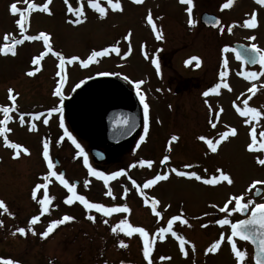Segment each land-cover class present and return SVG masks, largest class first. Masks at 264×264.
Segmentation results:
<instances>
[{"label": "rangeland", "instance_id": "obj_1", "mask_svg": "<svg viewBox=\"0 0 264 264\" xmlns=\"http://www.w3.org/2000/svg\"><path fill=\"white\" fill-rule=\"evenodd\" d=\"M13 2H16L20 8L27 6L24 0H0V46L5 43L3 38L6 33L12 34L17 39L21 38L15 23L19 17L10 12V5ZM32 2L43 4L45 0H32ZM98 2L107 9V14L101 17L98 12L89 7L87 0H83L85 18L76 17L67 12L64 0H51L49 4L51 14L38 10L31 13L26 34L36 35L39 32L50 34L53 52H60L66 59L72 56L87 59L92 50L112 46H118L119 53L110 52L104 57L97 58L87 67L82 66L79 61L66 63L61 75H57L60 71L59 59L53 53L44 56L39 66L31 63L35 56L45 51L41 40H25L23 44L16 46V55L0 53V104L11 106L8 89H13V94H19L16 101L17 110L10 114L13 119L7 125L16 132L11 127L16 123L19 127L17 128L18 136L13 134V138L8 137V139L12 142L18 140V143L28 148L30 152L29 156H24L22 152L23 155L19 160L11 161L9 152L0 150V156L4 160L3 164L0 163V199L5 201L9 210L6 213L0 209V221H2L0 258H11L19 264H123V258H126L129 252L125 251V247L120 246V241H123L127 249H132L134 255L136 257L138 255L142 261L140 240H132L119 231L117 233L111 231L112 226L121 219L127 218L129 221L132 219L136 223L145 224L148 227L150 239L153 238V234L156 237L154 225L156 217L151 214L149 207L144 208L143 200L138 197V190L132 184V180L140 184L145 179H151L153 175L152 167L140 166V158L148 156L149 150L154 148L151 152L154 153L151 155L153 156L151 161L157 153L164 152H169L170 156L177 161L186 160L187 153L174 148L171 151L167 150L164 137H169L173 132L172 129L169 130L173 124L171 122L175 123L173 127L176 130L195 127L201 133L207 127L208 104L212 106L211 112L216 114L220 113L219 109H223L224 115L219 116L224 124L223 127L235 124L234 118L229 119L227 114L231 112L232 115V111L237 112V107L243 108V100L249 96H251L248 101L249 106L256 107L264 113V76L255 78L253 82H245L243 80L245 76L240 73L247 72L245 70L247 68L243 69V66L236 64L231 57L227 60V68L221 67L223 62L221 49L225 45L230 46L232 41L255 43L260 49H264V4L257 3L259 5L257 7L253 0H233L231 7L223 8L227 0H194L192 18L197 23L193 26L188 24L187 7L179 5L178 0H143L140 4L135 3L134 0H120L123 11H113L107 4V0H98ZM113 2L115 3L116 0ZM69 3L74 8L79 6L78 0H69ZM149 11L154 23L159 26V32H162L161 41L155 40L156 30L153 31L152 26L147 23L146 17ZM203 12L217 14L229 22L224 24L226 31L229 28L232 29L224 36L226 41L224 37L220 38L218 35L221 32L220 29L204 30L199 22ZM252 13L256 14L257 19L255 29L243 26L244 21L250 19ZM74 19H80L81 22L72 23ZM129 32L131 37L126 40L125 37ZM252 36L256 39L250 40L249 37ZM193 56L200 58L199 66L196 61L191 64L185 63ZM153 59H158L160 63L159 72L152 63ZM37 67L40 70L34 76L27 75L29 71H34ZM221 71L228 73L225 80L231 91L219 89L215 97H203L207 85L214 87V84L225 78L219 76ZM262 71L264 68L261 65L254 70V72ZM102 72L109 75H100L99 73ZM174 73L191 77L185 84L182 82L179 88L183 91L189 87L190 91L184 95L180 94L177 96L180 97L178 99L169 92L175 89L176 81L170 78ZM61 76L65 77L62 86L63 129L60 126V113L49 114L52 108L60 106L61 98L53 95V92ZM141 80L144 83L141 84L139 92L144 95L145 102L149 105L148 122L151 121L153 127L156 125V133L153 134L154 137H151L152 140L147 147L135 149L134 139L140 127V111L142 110L143 114L144 111L133 82ZM102 83L120 87L130 95L131 112L125 144L117 139L113 142L115 146H118L114 155L97 162L90 150L98 147L111 153V137L83 127L77 121L74 107L92 88ZM77 84L80 86L76 87ZM253 84L256 88L253 92H249L248 89ZM205 101L208 103L206 104ZM35 113H42L39 120L32 119L31 114ZM21 114H24L23 125L19 122ZM1 116L0 114V118ZM44 119L48 120L46 128L40 127L44 124ZM192 120L195 122L191 123ZM32 123L36 125L34 131L30 130ZM65 128L84 149L92 168L94 163H98L102 170L100 172L106 176H109L112 170L123 171L125 174L109 179L107 184L104 180L91 175L88 167L78 159L76 155L78 152L72 148V141L65 135ZM45 140L49 142L53 162L58 163V168L55 167L57 172L61 169L70 183L74 184V181H77L76 192L85 194L90 201L105 203L109 207L127 204L131 210L130 213H116L107 217L95 216V221L90 220L88 216L92 215L91 211L88 213L78 204L65 203L67 196L71 194L65 191L66 188L55 177H52L47 191L49 196L55 199L49 204V211L41 215L42 206L38 200L42 198L44 189L37 193V200L32 199V191L37 183L44 182L42 177L49 171L42 155ZM235 141L236 138H231L226 144L229 146H224L221 151L215 153L219 155H213L214 160L211 162V166L222 169L231 176L233 183L224 182L222 185L227 193L239 192L242 188L247 190L256 176L259 180H264V168L257 170L254 157L235 144ZM3 146L1 144L0 147ZM120 146L121 151H119ZM153 164H156L155 159ZM153 164L155 168L153 169L156 170ZM215 174L218 173L215 172ZM171 186L176 187L173 189L176 192V189H188L189 185L182 179H173ZM162 187L165 191L162 188L157 190L161 198L159 201L162 202L159 204L161 211L168 215L169 213L179 214V207L172 206L168 209L166 205L171 201L173 203L183 201L189 212L196 213L195 215H199L204 220L209 219L208 212L211 216L213 211L220 214V208L225 203L222 196L227 195L226 193L224 195L222 191L211 192L212 190L208 191L197 186L192 187L189 193L179 191L180 194H171L174 196L171 199L166 194L171 187L169 188L166 184ZM109 189L114 199L106 195ZM125 190H127L126 195ZM190 193L192 196H189ZM209 204L215 205L216 210H209ZM34 215H40V221L32 225L30 230L29 221ZM64 215L72 216L74 219L57 226L47 238H42L40 233L47 229L50 222L61 219ZM104 220L108 223L105 224ZM19 227L26 229V235L16 232ZM14 232H16L15 235H13ZM186 232L192 237L188 230ZM209 235L211 234H207L206 237ZM169 253L171 252L165 251L164 256H168ZM150 259L152 264H158L152 252ZM172 261L170 264H178L176 259ZM144 264H148L147 259L144 260Z\"/></svg>", "mask_w": 264, "mask_h": 264}, {"label": "snow or ice", "instance_id": "obj_2", "mask_svg": "<svg viewBox=\"0 0 264 264\" xmlns=\"http://www.w3.org/2000/svg\"><path fill=\"white\" fill-rule=\"evenodd\" d=\"M65 4L67 5V12L72 13L76 17H85V12H84V3L83 0H78L79 6L74 8L71 3H69V0H64ZM135 3L140 4L143 2V0H134ZM181 3L188 5L186 8V12L188 14V24L189 25H195L197 22L192 18L193 14V8H194V0H180ZM24 3L27 5L25 8H20L18 7L16 2H13L10 5V12L13 15H18V19L15 21L16 25L18 26V29L21 33V38L17 39L15 36L12 34L6 33L4 35V41L5 43L0 46V53L3 54H8L11 53L12 55H16V46L21 45L24 43L25 40L27 41H37L41 40L43 41V44L45 46V51L41 52L39 55L35 56L31 63L33 65H40L41 60L46 56L48 53H53L58 59H59V69L60 71L57 73V75H61V73L64 71L65 64L66 63H72L75 61H79L80 64L84 67H87L91 62L96 61L97 58L99 57H104L108 55L110 52H116L119 53V47L118 46H112V47H105L101 50H92L90 55L87 57V59H80L77 56H72L70 58H65L60 52H53V46L50 42V34H47L45 32H39L36 35H27L28 31V26H29V18L32 12L34 11H42L48 14H51L49 4L51 3V0H45L43 4H38L35 2H32V0H24ZM87 3L89 7L94 9L96 12L100 14L101 17H104L107 14V9L103 6H101V3L98 2V0H87ZM257 3L259 4H264V0H257ZM107 4L110 6V8L113 11H123L122 4L120 3V0H116L114 3L113 0H107ZM233 4V0H227L226 3L223 4V8H229ZM86 18V17H85ZM147 23L152 26L153 31L156 30V24L153 21V17L151 15V12L149 11L147 17H146ZM72 23H80V19H74L71 21ZM212 23L219 24L218 20L211 21ZM245 27L248 28H256L257 27V19H256V14L252 13L251 18L248 20L244 21ZM231 28L228 29L229 32H231ZM223 31V29H221ZM131 37V32L128 33V35L125 37V39H130ZM162 32L157 31L156 32V39H162ZM250 40H255L256 38L254 36L249 37ZM10 42V43H9ZM224 52H229L230 49L228 47H225L223 49ZM231 51L236 53V59L238 60H243L245 64H256L257 60L259 61V64L261 65L262 68H264V50L260 49L255 43L251 44L249 48L247 49L248 55L247 57L244 56V54L240 53L239 51H236L235 49H231ZM193 61L197 62V66L200 64V58L193 56L189 58L188 60L185 61L186 64H191ZM152 63L155 65L156 70L159 72L160 70V63L158 59H153ZM228 61L227 59L224 60V67L227 68ZM39 67H37L34 71H29L27 75L29 76H34L37 71H39ZM100 75H109V73L102 72L99 73ZM226 71H221L219 73V76L221 78L227 76ZM240 75L245 76L247 79L252 80L254 78H257L259 76H264V71L262 72H254V71H247V72H241ZM125 79H128L125 77ZM65 82V77L61 76L60 81L58 82V86L55 88L53 95L60 97V106L59 107H54L50 110L51 112H58L60 113V126L63 128L64 127V118H63V111H64V104H63V92H62V86ZM83 83V81H81ZM137 91V94L140 96L141 103L143 104V111H144V132L147 134L148 132V119H149V105L145 102V97L143 94L139 92L141 84L144 83V81H136L133 82ZM80 85L77 84L76 87H79ZM223 87L225 89H228L231 91V88L228 83L222 82V83H216L214 87L209 88L207 91L203 92V96L207 97L210 95V93H216L218 94V90ZM256 88V85L253 84L250 89H248L249 92H253V90ZM14 90L13 89H8V98L11 101V106L3 105L0 104V114H2L3 119H0V137L3 138V142L5 146L14 149V154L13 158H18L21 153L23 152L24 154H30L29 149L26 147H23L21 144L12 142L11 140L8 139L7 133L11 132L12 130L7 127L8 123L13 119V117L10 115L14 111L17 110V97L18 93L13 94ZM254 94V93H253ZM243 95V94H241ZM251 99V96L243 100V108L237 107L236 110L239 112L241 116L244 117H250V119L245 120V123H251L252 120H259V118L264 115V113H261L259 109L256 107H250L248 104V101ZM207 104L208 102L205 101ZM235 104V101L233 102ZM209 110H212V106L208 104ZM223 109H219V112H222ZM42 113H35L31 114L33 120H39L41 117ZM219 113L216 114V119L218 120ZM19 122L21 125L25 123L24 120V114H21L19 116ZM44 124L48 123L47 119L43 120ZM120 123L127 124V120H121ZM209 123L212 128H216V122L214 120H209ZM30 130H36V125L35 123L31 124ZM131 130V129H130ZM65 135L71 139L72 143L76 146L77 149L80 151L77 153V156L83 155L84 156V164L88 167L89 173L91 175H94L102 180H104L105 184L108 183L109 179L115 178L120 175H124L123 171L121 172H113L111 173V176H106L102 172H98L96 169L92 168L91 165L89 164L87 154L84 152V149L81 147L79 143H77L76 138L72 136L70 132L65 128ZM235 136L237 135V129L235 127H230L227 131L219 133V139H216L215 141L211 138H208L204 135H201L198 137L201 141H204L207 145V147L211 150V152L215 153L217 151L218 145L221 143V141L226 140L229 136ZM259 137L260 139L258 140V135H257V130L256 127L253 126L250 129V143L247 144V150L248 151H255V152H264V130L259 132ZM63 139V137H61ZM141 141L145 139L144 136L140 137ZM178 139L177 136L173 135L169 141V147L168 150L171 151V143L173 141H176ZM43 159L47 162V168L49 171L47 172L46 175L42 177L43 183H37L32 191V199L37 200V193L41 191V189H44L42 193V198L38 200V203L42 206V212L41 215L44 213H47L49 211V204L54 197H50L48 194V185L51 182V178L55 177L56 180L62 184L67 191L71 194L68 195L65 203L67 204H72L74 201H79L86 209L88 210H95L98 213H101L103 216H111L113 213H130V208L128 207L127 204H123L120 206H106L103 203H98V202H91L89 201L84 195H80L76 192V185L73 183H70L69 180L65 178L64 173L62 172H57L55 170L56 165L54 164L51 156H50V151H49V142L47 140L44 141L43 143ZM256 162L264 166V158H261V156H257ZM170 160V157L168 155L163 156V159L161 161L162 164H167V162ZM140 166L147 165L148 167H151L153 164V161L151 160H141L139 161ZM135 166V165H133ZM185 168H190L191 165H185ZM218 175H212L209 178L202 177L197 174L195 171H182L178 170L176 168H171V172L175 173L178 176L182 177H194L197 180H203L205 184L208 185H216L220 181H226L228 184H232L233 180L229 174H227L224 170L222 169H217L216 170ZM131 179V178H130ZM168 179V173L165 172L163 174H157L153 178L148 179L143 186L137 184L135 180H132V184L136 186L137 190L140 192V195L144 197V203L146 205L149 204L150 202V207L152 213L156 217H161V211H158V205L160 204V201L155 198V197H148L146 196L145 192L143 189H148L152 186H154L157 182L166 180ZM256 185H264V180H254L252 181L251 188H255ZM127 190H125V195H126ZM257 194H260L259 191ZM106 195L113 197L112 191L109 189L106 193ZM244 200L243 195H234L232 196L222 208H220L221 212H227V213H232V212H241V213H247L251 212V215L246 218V219H241L236 222L230 221L227 216L223 219H218L215 222L219 225H230L231 227V235L228 237V241L231 244V250L235 254L237 258V264H243L247 252L242 251L237 248V245L235 241L232 239L233 237H239L242 240L246 241H251L252 243H258V252L256 254V264H264V203H255L252 200H248L247 202H242ZM234 206L229 209L228 205L233 204ZM254 204V206H252ZM252 206V207H250ZM0 209H2L4 212H9L8 207L5 203L4 200L0 199ZM11 215V213H9ZM74 217L69 216V215H64L61 219H56L52 220L47 227L45 231L40 233L42 238H47L50 233L53 232V230L67 222L73 220ZM88 219L95 221L96 217L89 215ZM40 221V215H34L31 217L29 221V229L31 230V226L35 225ZM175 221H180L181 223L188 225V220L183 219L182 215H173L168 221H167V226L166 227H160L158 229V234L159 238L161 240L164 239V234L165 233H171L172 236H174L178 241H179V247L182 252H184L185 255H187V252L184 251L185 249V244L190 243L187 241L183 236L178 235L175 231H173V223ZM105 224L108 223L107 220L103 221ZM0 224H2V221H0ZM190 226V225H189ZM207 225H202V227H206ZM111 231L113 233L123 232L127 236H132L134 233H139V235L143 238V255L144 257L148 260V264H152V260L150 259V253L153 250L154 244H155V234H153V238L150 239L149 237V232L144 228L140 226H133L127 218L121 219L118 223H116L114 226H112ZM16 232H18L21 235H26V229L24 227H19L16 229ZM16 232L13 233V235L16 234ZM33 234L35 235V231H33ZM225 239L224 235L221 234L220 238L214 241L208 248L207 252H216L217 249L220 247L221 242ZM120 246L121 247H127V245L123 242L120 241ZM192 248H195V245H192ZM161 259H165L164 257H161ZM0 264H19L18 261H15L11 258L4 259L0 258Z\"/></svg>", "mask_w": 264, "mask_h": 264}, {"label": "flooded vegetation", "instance_id": "obj_3", "mask_svg": "<svg viewBox=\"0 0 264 264\" xmlns=\"http://www.w3.org/2000/svg\"><path fill=\"white\" fill-rule=\"evenodd\" d=\"M235 1H237V0H235ZM253 3H255L257 5V7H259V5H258L259 3L257 4V0H253ZM178 4L181 6L188 7V5L181 3L180 0H178ZM203 13H201V15L199 17V22L201 23L204 30H219V29L221 30V29H223V31H221L222 33L219 32L220 34H218L220 36V38H221V36L224 37L228 33V31H226L227 28L224 27V24L229 23V22H226V20H223L222 17L219 16V18L221 19L219 26L207 27L201 22V16ZM193 14H194V12H193ZM193 14H192V16H194ZM253 29H255V28H253ZM157 31H159V26L156 24V32ZM156 32L154 34L155 40L157 42L161 41V39H159V40L156 39ZM223 39H224V41H226V37H224ZM224 43H226V42H224ZM235 43H241V44L243 43V44H246L249 46L251 45V44L245 43L241 40H239V41L236 40V41H232L230 43V46L229 45L223 46V48L221 49V56H222V61H223L221 64V67H224V60L225 59L228 60L229 57H231V60H234L236 62V64H238V65L239 64L242 65L243 69H245V67H246L247 68V69H245L246 71H254L257 68V66L260 65L259 61H257L256 65L250 66L249 64H245L243 60L239 61L238 59H236V53L231 51V49H234ZM226 44H228V43H226ZM225 47H228L230 49V51L227 53L224 52L223 49ZM170 78H172V81H176V83L174 84L175 89L173 91L169 90V92H171L174 97H177L180 94L181 95L187 94V92L190 91V90H188V89H190L189 87L187 88V90H183V91H180L179 88H180V86H181L180 84L182 82H183V84H185L188 80H190L191 77H183L179 73H174L170 76ZM170 78H169V80H170ZM226 78H227V76H225L224 79H221V81L219 83H222L223 81L226 82V80H225ZM243 80L245 82H248V81L253 82L255 80V78L252 80H249L246 77H243ZM111 85L112 84H110V83H102V84L96 85L95 87H97V86H111ZM116 88L118 90H121V92L123 93L122 96L120 95L121 100H122V104H123V113H124L122 120H127V124H128L130 112H131V108H130L131 107V98H130V95L126 94L122 88H120V87H116ZM209 88H212V86L210 87L209 85H207V88L205 91H207ZM185 89H186V87H185ZM222 89H225V88L221 87L220 90H222ZM215 96H216V93H210V95L207 97H215ZM203 97H205V96H203ZM178 98H180V97H177V99ZM82 99L80 101H82ZM140 101H138V102H140ZM174 101H175V99H174ZM114 104H116V100H114ZM76 105H75V107H76ZM75 107H74V109H75ZM190 107L192 108V104L190 105ZM140 112H141L140 121H139L140 127H139L138 133L134 139L135 149L136 148L144 149V147H147V144L149 143V141L152 140L151 137H154L153 134L156 133V125L153 127L151 125V121H150V122H148V132H147V134H145V132H144V124H145L144 114L142 113V110ZM223 115H224L223 112L219 113V116H223ZM227 115H228L229 119L234 118L235 124L233 126L226 125L225 127H223L224 124L222 123L221 118L218 117V120H217L216 119V113L208 110L207 123H206L207 127L201 133H200V131L195 129V127L177 128V130H176L173 127V125L175 123L171 122V124L172 123L173 124L171 125V127H169V130L172 129L173 132H171V135L169 137H166V138L164 137V140H165L164 142H166L167 150L169 147V141H170L171 137L173 135H175L178 137V139L171 143V149L174 148V150H180L182 153L183 152L187 153V158H186V160L177 161L176 159H173L170 156L169 152L157 153L155 155V157L153 158V162H154V159L156 160V164H153V165H155L157 169L154 170L155 169L154 166H151L152 167L151 171L153 173L152 178L157 174H163V173L167 172L168 173V179L159 181L154 186H152L148 189H143L146 196L150 197L149 195H151V197H155L158 200H161L160 196H158L159 194H157L158 193L157 190L159 188H162L164 190V188L162 187L164 184L169 186V188L171 187V189L166 193V194H168V197L171 199L174 198V196L171 194H174V195L180 194L179 191H186L187 193H189L191 191L192 187L200 186V187H202V189H205L208 191L212 190L211 192H218L219 193L222 191L224 193V195L226 193L227 194L226 196H222V198L225 200V203L234 195H243L244 200L242 202H247L248 200H252L255 203H264V185H256L255 188H251V186H250L247 188V190H244L242 188V190L239 192L230 191L227 193L222 186L224 184V182H226V181H220L216 185H208V184H205L203 182V180H197L194 177H182V176H178L175 173L171 172V168H176V169L182 170V171H195V172H197L198 175L205 177V178H209L212 175H216L215 172H217L216 171L217 167L214 168V166H211V162L214 160L212 158V156L213 155L214 156L219 155V154H215V153H217L218 151H221V149L224 146H229L226 144L229 143V140L231 138H236L235 144H238L240 147H242L243 150H245V152L251 154L254 157V159L257 156H261V158H264V152H255V151L250 152L247 150V144L250 143V129L253 126L256 127L258 140L260 139L259 132L264 130V121H263L264 115H262L258 121L252 120L251 123H247V124L246 123L244 124V120H248V119H250V117L241 116L239 114V112L232 111V115H231V112L228 113ZM2 118H3V116H1L0 119H2ZM209 120H214L216 122V128L211 127ZM77 121L83 127H86L87 129L91 130L92 132L103 133V134L107 135L108 137H111V143H112L111 144V153H110V151L108 153L106 151H104L106 154V158H111L114 155L115 150L118 149V146H115L113 144V142H115L118 139L119 142L124 143V140L128 134V130L126 131L127 124H123L120 122L116 126H114V128L112 130L107 131V132H103V131L88 128L78 119H77ZM194 122H195V120L191 121V123H194ZM11 127L13 129H15L16 132H14L12 130L11 132L7 133V136L11 137V138H13V134H14V136L15 135L18 136V129H19L18 125L15 123V125L12 124ZM40 127L46 128V127H48V124H43ZM230 127H235L237 129V135H235V136L230 135L226 140L221 141V143L218 145L217 151L213 154H212L211 150L207 147L206 143L204 141H201L200 139H198L199 136L204 135V136L211 138L215 141L216 139H219V133L227 131ZM131 128H133V127H131ZM135 128L137 129V127H135ZM141 136L145 137V139L143 141H141V139H140ZM16 143H18V140H16ZM1 144H3L4 146L0 147V150H5V151L9 152V158L11 161H17V160H19L20 156L23 155V154H21L18 158H13V154H14L15 150L5 146L2 137H0V146H1ZM199 146H201V149H199ZM72 148L75 150L74 147H72ZM96 148H98V147H96ZM121 148L122 147L120 146L119 151L122 150ZM153 151H154V148L149 150L148 156H142L140 158V160H151V158L153 157V156L151 157V155L154 154L151 152H153ZM29 155L30 154H24V156H29ZM76 155H77V153H76ZM165 155H168L170 157V160L167 162V164H162L161 161L163 159V156H165ZM77 157H78V159H80L81 157H84V156L79 155ZM148 157H149V159H148ZM3 162H4V160L0 156V163L3 164ZM55 165L57 167V164H55ZM185 165H191V167L185 168L184 167ZM142 167L143 168H149L147 165H144ZM255 167L257 168V170L264 168V166H261L256 162V159H255ZM94 168L98 172L102 171L101 166L98 163H94ZM0 170H1V168H0ZM55 170L57 171L56 168H55ZM60 172L64 173L61 169H60ZM113 172H115V171H113V170L110 171L109 176H111V173H113ZM259 172L260 171H258V173ZM258 178L259 177L256 176L255 180H259ZM173 179H182V181H184L185 183H187L189 185L188 189H184V190L183 189H176V192H175L173 189L176 187L171 186ZM146 181H147L146 179L143 180V182H141L139 185H141V187H142ZM74 184H75V181H74ZM195 185H197V186H195ZM159 186H161V187H159ZM77 187H78V184L76 185V188ZM154 187H155V190H154L155 194L153 191ZM218 188H220V189H218ZM215 189H218V190L215 191ZM149 190L151 193L149 192ZM258 191L260 194H257ZM251 192H252V194H251ZM137 193H138V197L143 200L142 204L144 205V208L147 209L146 207H149L151 209L150 202L148 205H146L144 203V197L140 195L139 191ZM78 194L84 195L87 198V196L83 193H78ZM189 196H192L191 193L189 194ZM91 202H93V201H91ZM182 202L183 201L173 203V201H171V202H169V204L166 205V207L168 209L172 208V206L179 207V209H178L179 214H174V213H169V215L165 214L163 211L160 210L159 205H158L157 209H158V211H161V214H162L161 217H156L153 213H151L154 215V217H156L155 222H154L155 230H156V237H155L156 242H155L153 250H152V255L156 257V262L158 264H170V262H173L172 260L176 259L178 264H237V258L235 256V254L233 253V251L231 250V244L228 241V237L231 235L230 225H219L215 221L218 219H223V218H225V216H227V218L234 223L238 220L248 218L251 215V212L249 211L245 214H243L241 212H232V213L220 212V214H219L216 211H213V210H216L215 205L213 206L212 204H209V210L213 211V215L211 216L210 213L208 212L207 214L210 217H209V219L204 220L202 217H199V215L198 216L195 215L196 213H193L191 211L189 212V210L186 209L187 208L186 203L185 202L182 203ZM234 203L235 202H233V204L228 205L229 209H231L234 206ZM103 204H105V203H103ZM184 205H185V207H184ZM252 206H254V204ZM252 206H250V207H252ZM80 207L83 208L84 210H86L88 213L91 211L93 216H98V217L103 216L101 213L96 212L94 209L88 210L83 205ZM113 214H116V213H113ZM173 215H182L183 219L188 220V225H185V224L181 223L180 221H175L173 223V231H175L178 235L183 236L187 241L190 242V243L185 244L184 251L187 252V255H185L184 252H182L180 250L179 241L174 236H172L171 233H165L163 240H161L159 238L158 229L160 227H166L167 221ZM129 222L133 226L144 227L146 230L148 228L142 222L136 223L132 219H130ZM202 225H207V226L202 227ZM187 230L191 233L192 237L186 232ZM120 233L123 236L129 237L123 232H120ZM207 234H211V235L206 237ZM221 234L224 235L225 239L221 242V245L217 249V251L214 253L213 252H207L206 251L207 248L214 241L219 239ZM129 238H131L132 240L133 239L140 240V244H139V246L141 247L140 248V251H141L140 256H142L143 259L141 261L140 257H138V255H137V257H136V255H134V252L132 249H127V247H125V251L126 252L129 251V252H128V254H126V258H123L124 259L123 264H144V260L146 258L143 255V238L139 235V233H134ZM232 239L235 241L238 249L247 252V256H246L243 264H256V260H255V253H256V247H257L256 243H252L250 241L242 240L239 237H233ZM192 245H195L194 249L192 248ZM165 251H169L171 253H169L168 256L165 257L164 256ZM150 255H151V253H150ZM161 257H164L165 259H161ZM135 258H138V259H135Z\"/></svg>", "mask_w": 264, "mask_h": 264}, {"label": "water", "instance_id": "obj_4", "mask_svg": "<svg viewBox=\"0 0 264 264\" xmlns=\"http://www.w3.org/2000/svg\"><path fill=\"white\" fill-rule=\"evenodd\" d=\"M215 20H218L220 24L221 19L215 14L205 12L201 16V22L207 27L219 26V24L211 22ZM248 48L249 46L240 43L234 44V49L244 54L245 57L248 55ZM249 65L253 66L255 64ZM120 95L122 96L123 93L114 85L97 86L91 89L82 101L76 105L75 116L88 128L103 132L110 131L122 120L124 115ZM114 100H116V104H114ZM91 153L97 161H103L106 158L105 152L99 148H93ZM256 245L255 260L259 250L258 243Z\"/></svg>", "mask_w": 264, "mask_h": 264}]
</instances>
